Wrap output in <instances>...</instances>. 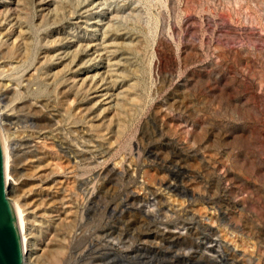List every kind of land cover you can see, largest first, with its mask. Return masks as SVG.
Here are the masks:
<instances>
[{"label":"rangeland","instance_id":"obj_1","mask_svg":"<svg viewBox=\"0 0 264 264\" xmlns=\"http://www.w3.org/2000/svg\"><path fill=\"white\" fill-rule=\"evenodd\" d=\"M0 112L36 264H264V0H0Z\"/></svg>","mask_w":264,"mask_h":264},{"label":"water","instance_id":"obj_2","mask_svg":"<svg viewBox=\"0 0 264 264\" xmlns=\"http://www.w3.org/2000/svg\"><path fill=\"white\" fill-rule=\"evenodd\" d=\"M27 250L18 206L7 196L0 132V264H25Z\"/></svg>","mask_w":264,"mask_h":264},{"label":"bare ground","instance_id":"obj_3","mask_svg":"<svg viewBox=\"0 0 264 264\" xmlns=\"http://www.w3.org/2000/svg\"><path fill=\"white\" fill-rule=\"evenodd\" d=\"M0 117L2 119L1 112H0ZM0 132H1V126H0ZM1 137H2L3 152H4V170H5V179H6V184H7V193H8V189L15 192L14 183H12L13 182L12 180H13L15 174H14V170L11 167L10 160H9V155H10V152L8 150L9 147L6 144L5 137L3 134H1ZM11 201H12V203H14L15 205L18 206L21 226H22L26 250H27L26 263L27 264H36L37 259L39 258L38 252L40 250V247H39V244H37L35 242V239L31 235L29 219H28L27 213L25 212L26 209L24 207L25 203H23L22 200L18 197L11 200Z\"/></svg>","mask_w":264,"mask_h":264}]
</instances>
